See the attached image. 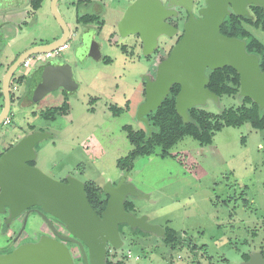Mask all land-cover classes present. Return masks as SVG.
Instances as JSON below:
<instances>
[{
  "label": "rangeland",
  "instance_id": "obj_1",
  "mask_svg": "<svg viewBox=\"0 0 264 264\" xmlns=\"http://www.w3.org/2000/svg\"><path fill=\"white\" fill-rule=\"evenodd\" d=\"M91 1L86 6L77 5V0L57 1L62 18L75 31L67 40L68 48L59 55L72 66L77 88L67 91L66 97L63 90L56 88L31 102L27 99L29 76L20 80L18 94L10 89L15 94L8 114L10 122L0 124V151L31 132L32 125L34 130L51 135L37 143L33 161L36 167L57 180L74 176L103 188L106 181L116 180L121 172L118 159L133 149L124 127H144L137 118L138 106L145 98L142 76L152 70L156 51L144 56L138 44L134 47L133 37L119 35L115 22L122 11L116 7L123 9L129 0ZM95 1L102 12L103 19L99 21H105L99 31L96 22L91 26L75 22L76 12H84ZM51 4L52 0H44L33 29L18 37L12 47L5 45L10 53L15 52L14 47L18 51L24 41L33 38L32 42L42 44L51 40L54 31L59 32ZM15 19L20 20L19 16ZM3 20L10 18L0 17V22ZM245 26L264 43L263 32L249 24ZM87 30L99 43L103 55L99 60L86 53ZM112 34H116L114 39ZM122 43L129 46L122 48ZM104 57H109L110 63H105ZM5 58L0 57V62H6ZM21 71L27 69H16L11 86ZM65 98L70 106L67 114L53 119L41 115ZM241 102L239 94L222 95L197 107L219 114ZM127 180L145 195H128L127 199L134 203L132 213L146 215L148 221L164 229H174L179 241L176 247H170L160 237L151 239L124 228L123 244L111 249L109 256L118 253L128 258L131 254L130 264H241L243 253L258 250L264 255V129H255L249 122L224 126L208 144L184 136L166 155L159 147L150 155H136ZM40 223L37 215H30L19 242L32 238ZM19 224L12 223L0 235V242L8 241ZM191 241L198 247L206 245V253L193 250Z\"/></svg>",
  "mask_w": 264,
  "mask_h": 264
},
{
  "label": "water",
  "instance_id": "obj_2",
  "mask_svg": "<svg viewBox=\"0 0 264 264\" xmlns=\"http://www.w3.org/2000/svg\"><path fill=\"white\" fill-rule=\"evenodd\" d=\"M57 1L52 0L51 12L62 30L60 37L22 51L1 78L3 105L0 124L9 114L10 81L22 61L34 53L56 50L75 34L59 13ZM194 1L200 3L201 0H129L117 22L119 35L137 34L142 54L148 56L156 49L160 36L171 37L177 31L167 20L168 16H175L174 8H180L188 15L182 23L181 37L171 47L168 56L157 63L155 76L145 77V98L138 106L137 118L146 124L149 135L151 129L145 116L161 105L173 84L180 87L175 109L184 122L189 120V108L203 105L209 98H218L207 87V69L229 65L239 75V96L264 106V71L259 67L257 55L247 52L244 40L220 32L225 16L231 11L244 16L248 14V4L260 5L264 9V0H202L204 6H197V15L193 13ZM87 31L86 53L99 60L102 56L99 43L94 40L92 31ZM30 73L27 99L31 102L59 87L67 91L77 88L72 66L61 56H53L43 65L31 69ZM50 136L48 132L33 130L0 154V213L7 210V222L28 210L23 218L22 231L30 208L37 206L36 213L48 225L52 226V223L47 214L65 225L71 237L57 234L79 245L84 264H104L107 246L119 248L123 244L120 224L163 233L161 227L147 222L146 215L136 216L125 209L128 195L145 196L139 194L130 181H126L128 172L120 175L116 184L106 181L102 191L108 198L99 215L89 203L84 182L74 176L66 177L65 181L57 180L30 164L36 158L35 145ZM0 264H74V260L64 242L41 235L35 242L20 244L10 252L0 254ZM241 264H264V256L261 251L253 250Z\"/></svg>",
  "mask_w": 264,
  "mask_h": 264
},
{
  "label": "trees",
  "instance_id": "obj_3",
  "mask_svg": "<svg viewBox=\"0 0 264 264\" xmlns=\"http://www.w3.org/2000/svg\"><path fill=\"white\" fill-rule=\"evenodd\" d=\"M42 0H33V8L38 9ZM254 20L249 17H240L231 14L223 20L220 26V32L223 35L230 37H237L245 41L247 52L257 55L259 67L264 71V43L254 36L244 25L249 24L264 32V10L260 6H254ZM96 15L83 14L77 18L78 23L95 22L98 23V29L101 28L102 22L98 21ZM126 45H122L125 48ZM169 51H156L154 62H152V70L149 75L154 77L156 74V65L169 54ZM148 58V57H146ZM105 62H109L110 58L104 57ZM208 89L215 93L218 97L222 95H237L239 91V75L229 65L214 70L207 69ZM13 77V76H12ZM24 78V75L15 77V82L19 83ZM31 80V78H30ZM29 80V81H30ZM145 85V81L143 83ZM179 85L173 84L170 87L168 95L163 99L161 105L152 112L146 114L148 125L151 129L150 135L148 127L143 122L144 127L132 129V127H124L126 136L129 142L133 145V149L122 159H118L117 168L121 171L129 172L133 166V159L136 155H150L157 147L166 155L168 149L174 145L178 140L184 136H192L201 144H208L212 141V136L217 130L224 126H238L244 122H249L255 129H264V106L260 107L248 97H242L241 104L236 108L224 109L219 114L207 112L197 106L188 109L189 120L184 122L181 116L175 109V98L179 91ZM64 91V97L67 96V90ZM144 93V89H143ZM145 94V93H144ZM15 98V94L10 91L11 103ZM0 101L3 103V95L0 88ZM69 103L65 100L59 105L51 106V109L42 112L41 115L45 118H55L56 115L67 114L69 111ZM29 129L34 130V126L30 125ZM37 150V144L35 145ZM85 184V191L90 205L97 214H101L106 201L107 194L102 191V187L98 186L93 181H87ZM134 203L131 200H125V209L131 210ZM122 225L120 226V230ZM128 230L132 234L140 236L146 233L139 228H130ZM166 232L163 237L164 242L170 247H176L179 239L178 234L174 229L165 228ZM252 238L254 235H251ZM250 245L249 241H245ZM204 245L200 246L202 248ZM194 248V246L192 247ZM242 258L246 260L248 253H243ZM264 256V255H263Z\"/></svg>",
  "mask_w": 264,
  "mask_h": 264
},
{
  "label": "flooded vegetation",
  "instance_id": "obj_4",
  "mask_svg": "<svg viewBox=\"0 0 264 264\" xmlns=\"http://www.w3.org/2000/svg\"><path fill=\"white\" fill-rule=\"evenodd\" d=\"M195 3V7L193 10L194 15H197V6H204L203 1L201 0L200 3H198V1H194ZM33 0H0V17L4 18L6 16H8L10 18V20H3L4 22H0V47L1 46H5L6 44H8L9 46L13 45V43L15 44V41L18 39H12L14 38L16 35H18L19 32H21L22 34H28L29 31L33 28V21L36 18L37 15V9L33 8ZM254 6H260V5H255V4H248L246 6V9L248 11L247 15L244 16H240V17H249L250 19L254 20ZM261 7V6H260ZM262 8V7H261ZM176 9V14L174 15H170L167 17V20L170 24H172L174 27H176L177 31L175 32V34L171 37L162 35L159 37L158 39V44L157 47L154 51H158V50H164V51H168L171 49V47L174 45V43H176L178 41V39L181 37L182 35V23L186 20V18L188 17L187 13L184 12L182 9L180 8H174ZM228 9L231 11L230 9V5L228 6ZM263 9V8H262ZM264 10V9H263ZM233 12L231 11L229 15H231ZM234 14V13H233ZM226 15L225 17L229 16ZM19 18H23L26 19L25 22L18 24L16 22V17ZM238 16V15H237ZM225 19V18H224ZM178 23H180V26L178 27ZM89 24V23H87ZM246 23H244L245 25ZM11 26V27H7V26ZM86 25V24H85ZM12 29H14V32L12 31ZM257 29V28H256ZM260 30V29H258ZM261 31V30H260ZM263 32V31H261ZM264 33V32H263ZM129 37H133V41H134V47L138 44V46L140 45L142 47L141 41L139 39V36L137 34L134 35H129ZM34 42H31V44H33ZM168 46V47H165ZM59 56V55H57ZM50 60V59H48ZM47 60V61H48ZM150 76V75H148ZM10 87H11V82H10ZM58 89H61V87H59ZM3 105V103H2ZM15 142V141H14ZM14 142H11L6 148H4L3 150L0 151V154L5 151L6 149H8L9 147L12 146V144ZM30 164H34L33 162H30ZM125 171H121L118 175V178L114 181H112V184H116V182L118 181L120 175H122ZM61 181H65L61 180ZM126 181L127 177H126ZM128 197V196H127ZM126 197V199H127ZM108 198V196H107ZM36 209H38L37 206L30 208V211L28 213L27 216V220L29 218L30 215L34 214L37 215L39 219H41V223L38 225L39 226V231L34 233V235H32V238L26 240L24 243H29V242H35L37 241L41 235H48L50 237H53L59 241H62L66 244V246L68 247V249L71 252V255L73 257L74 260V264H84V260H83V256L80 250L79 245L73 241V240H65L62 239L58 234L60 235H64V236H68L71 237V234L67 231L65 225L59 221L57 218L47 214V216L50 219V222L52 223V226L48 225L47 222H45L41 216L39 214L36 213ZM133 209L129 210V212H133ZM28 210H26L25 212H23L21 215L12 218L10 221L7 222V218H8V212L7 210L4 213H0V235L4 234L6 232V230H8V228L11 227L12 223H20V227L16 228L14 230V235L8 240H4L0 242V254H5L10 252L12 249H14L15 247H17L20 244H23V242H19V239L21 237L22 232L24 231V229L21 231L22 229V223H23V218L24 215L26 214ZM128 211V210H127ZM134 214V213H133ZM101 215V214H99ZM136 215V214H134ZM137 216V215H136ZM140 216V215H139ZM147 217V216H146ZM147 222L149 224L152 225H157L156 223L150 222L148 221V217H147ZM27 223V222H26ZM122 225V228L120 230V226ZM26 226V225H25ZM128 225L126 224H120L119 225V232H120V236L121 233L123 232L124 228H127ZM159 227H161L163 233L162 234H157L155 232L152 231H144L146 234L143 236L149 237L151 239H155L156 237H160L163 239L166 229L162 228V226H160L159 224L157 225ZM43 227H45V229H43ZM128 229V228H127ZM130 231V230H129ZM58 233V234H57ZM192 243V247L194 246V248H192L193 250H204V252L201 253H206L207 251V246L204 245L202 248L198 247L195 245V243H193V241H191ZM86 248V247H85ZM111 249H115L113 248L111 245L107 246V252H106V256L104 259V264H130L129 263V258L131 257V254H128V258H126L123 255H118V253L113 254V256H109V251ZM116 250V249H115ZM209 257V256H208ZM244 260V259H243Z\"/></svg>",
  "mask_w": 264,
  "mask_h": 264
},
{
  "label": "crops",
  "instance_id": "obj_5",
  "mask_svg": "<svg viewBox=\"0 0 264 264\" xmlns=\"http://www.w3.org/2000/svg\"><path fill=\"white\" fill-rule=\"evenodd\" d=\"M43 2H44V0H42V2H41V4H40V6H39V8L37 9V11H39V9L43 6ZM92 1L91 0H77V5H84V6H86V4H89V3H91ZM126 6V5H125ZM124 6V7H125ZM88 8L84 11V12H79V11H77L76 12V15H75V22H77V18L79 17V16H81V15H83V14H89V15H96L97 17H98V19L100 20V19H103L102 18V12L100 11V4L99 3H97V1H95V3H93L92 4V7H89V6H87ZM124 7H123V9L122 8H120V7H116V8H118V10H121L122 11V14H123V11H124ZM103 9V8H102ZM122 16V15H121ZM121 16L116 20V22H115V24L118 22V20L121 18ZM37 18L38 17H36L35 19H34V21H33V23H35L36 21L35 20H37ZM25 20L26 19H23V18H20V20L18 21H16L18 24H21V23H23V22H25ZM98 20V21H99ZM96 22V21H95ZM95 22H88L89 24H87V23H85L86 24V26H91L93 23H95ZM102 22V26L105 24V21L104 20H102L101 21ZM78 23V22H77ZM79 24V23H78ZM69 26V25H68ZM96 29L99 31L100 29H98V23H96ZM102 26H101V28H102ZM56 31H54L53 32V36H51V40H46L44 43H48V42H52V41H54V40H56V39H58L59 37H60V35L62 34V30H61V28L59 29V32L57 33H55ZM115 33V32H114ZM117 34V33H116ZM116 34H112V39H114V36H116ZM22 35V33L21 32H19L18 33V35H16L14 38H12V39H17L18 37H20ZM25 35H27V34H24V36ZM33 41V38H31V39H29V40H27L26 42L24 41L23 43H20L18 46H20L19 48H18V51L16 50V47H14L15 48V52L13 51V52H11L12 53V55H11V53H10V51H8V47L7 46H9V45H7L6 47H4V49L2 48L3 46H1L0 47V49L2 50L1 52H0V57H6L5 58V60H6V62H0V68H2V73L0 74V85H1V78H2V76H3V74H4V72H5V70H6V68L9 66V64L10 63H12L13 61H14V59L22 52V51H24L25 49H27L28 47H30V46H32V45H36V43H33V44H31V42ZM41 44V43H40ZM43 44V43H42ZM14 45V44H13ZM12 45V46H13ZM121 45H126V47L127 46H129V44H124V43H122ZM11 46V47H12ZM136 47V46H135ZM139 47H140V49H141V46L139 45ZM68 48V47H67ZM59 55V54H58ZM13 56V57H12ZM60 56V55H59ZM101 57H103V55L101 56ZM109 58V57H108ZM111 60V59H110ZM105 62V61H104ZM105 63H110V61L109 62H105ZM31 68L32 67H30V68H28V70H27V72L25 73V75H24V78L25 77H28L29 76V78H31ZM33 69V68H32ZM19 74L20 73H18V76H19ZM146 75H149V72H147L146 74H144L142 77L143 78H145L146 77ZM14 85H16L17 86V94H18V92H19V83H17V82H15L14 83ZM0 88H1V86H0ZM2 108V105H1V101H0V109ZM121 171V170H120ZM118 178V177H117Z\"/></svg>",
  "mask_w": 264,
  "mask_h": 264
},
{
  "label": "built area",
  "instance_id": "obj_6",
  "mask_svg": "<svg viewBox=\"0 0 264 264\" xmlns=\"http://www.w3.org/2000/svg\"><path fill=\"white\" fill-rule=\"evenodd\" d=\"M67 42L65 44H63L62 46H59L56 50L50 51V52H45V53H34L31 54L30 56L26 57L20 66L26 68L28 70V68L30 67H38L43 65L48 59L52 58L55 55H58L63 49L67 48ZM25 71L24 72H20L19 75H25ZM13 90H17V86L13 84V86L10 87V89ZM3 123H9L10 122V118L7 116L3 121Z\"/></svg>",
  "mask_w": 264,
  "mask_h": 264
}]
</instances>
